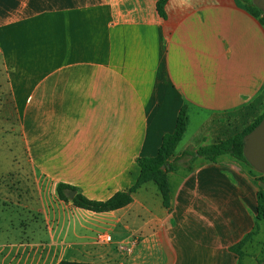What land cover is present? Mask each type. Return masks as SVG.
<instances>
[{
	"label": "crops",
	"instance_id": "obj_1",
	"mask_svg": "<svg viewBox=\"0 0 264 264\" xmlns=\"http://www.w3.org/2000/svg\"><path fill=\"white\" fill-rule=\"evenodd\" d=\"M157 1L0 0V66L26 161L54 190L66 183L105 200L135 182L136 159L156 154L181 106L184 133L203 121L176 156L262 92L264 24L244 0H166L164 17ZM259 175L221 155L167 172L168 207L152 181L114 210L65 201L47 242L55 257L20 262L257 264Z\"/></svg>",
	"mask_w": 264,
	"mask_h": 264
},
{
	"label": "rangeland",
	"instance_id": "obj_2",
	"mask_svg": "<svg viewBox=\"0 0 264 264\" xmlns=\"http://www.w3.org/2000/svg\"><path fill=\"white\" fill-rule=\"evenodd\" d=\"M258 96L255 110L242 124H250L262 111L264 90ZM17 115L9 100L0 66V264H25L21 262L54 258L55 254L48 252L47 242L53 235L56 222L63 217L66 207L71 206L67 201H61L52 184L42 181L37 169L31 168L26 161ZM202 121L200 118L190 120L176 149L189 138L196 140L200 136L198 126ZM218 122H224L226 127L223 130L219 128V134H206L205 142L217 141L232 133L234 125L230 119ZM207 124L210 125V122L206 120L205 129ZM195 150L192 148L189 151ZM189 159L191 156L187 157ZM199 159L202 158L191 159L192 164ZM261 220L260 226H263L264 218ZM257 264H260L258 260Z\"/></svg>",
	"mask_w": 264,
	"mask_h": 264
},
{
	"label": "trees",
	"instance_id": "obj_3",
	"mask_svg": "<svg viewBox=\"0 0 264 264\" xmlns=\"http://www.w3.org/2000/svg\"><path fill=\"white\" fill-rule=\"evenodd\" d=\"M166 0L157 1V11L160 16L164 17V4ZM246 4V9L254 16L258 17L261 24H264V13L261 12L259 8L251 3V0H244ZM264 90V85H263ZM259 96H257L250 103L239 108L237 111L231 113L232 123L234 128L232 133L228 134L222 139L213 141L211 143H206L200 145L195 151L191 152L185 150L176 156L175 148L177 143L180 141L185 127H186V113L185 106H181L177 117L175 127L172 132L164 133L161 138V143L157 149L154 156L151 157H138L136 163L139 168V174L135 182L125 190H119L114 192L110 197L105 200H95L89 199L84 195L76 192L70 199L67 192L75 190V187L66 183H58L55 187L56 194L60 200L71 201V203L80 208L95 212H103L114 210L125 206L131 201V195L134 193L140 185L146 181H153L158 189V192L162 198V204L168 207L170 201V189L166 177V173L169 171L176 170L178 168L190 171L193 167L191 159L197 157L203 160L215 161L217 157L221 155H227L234 160L238 161L240 164L247 166L251 171L257 172L254 168L245 160L242 154V139L243 136L249 132L264 116V106L262 111L255 116L254 120L250 124H242L246 121L250 114L255 110ZM243 125L242 127H240ZM191 156V159L187 160L184 164L178 162L182 158H187ZM259 173V172H257ZM259 180L264 183V174L260 173ZM256 218L258 221L264 218V189L259 187L257 192V209ZM253 233L247 234L242 238L240 242L231 247V249L240 254V248L243 244L252 236ZM258 263H264V242L261 246V254L258 258ZM56 264H94L90 262H80L71 260H60Z\"/></svg>",
	"mask_w": 264,
	"mask_h": 264
},
{
	"label": "water",
	"instance_id": "obj_4",
	"mask_svg": "<svg viewBox=\"0 0 264 264\" xmlns=\"http://www.w3.org/2000/svg\"><path fill=\"white\" fill-rule=\"evenodd\" d=\"M251 3L264 13V0H251ZM242 154L245 160L259 173L264 174V116L242 139ZM264 189V183H260ZM71 199L75 190L67 192ZM264 264V263H263Z\"/></svg>",
	"mask_w": 264,
	"mask_h": 264
},
{
	"label": "built area",
	"instance_id": "obj_5",
	"mask_svg": "<svg viewBox=\"0 0 264 264\" xmlns=\"http://www.w3.org/2000/svg\"><path fill=\"white\" fill-rule=\"evenodd\" d=\"M98 240L102 243H108L111 241V236L109 234H100L98 235ZM134 244V241L132 240L131 246ZM129 249V248H128ZM127 249V250H128Z\"/></svg>",
	"mask_w": 264,
	"mask_h": 264
}]
</instances>
